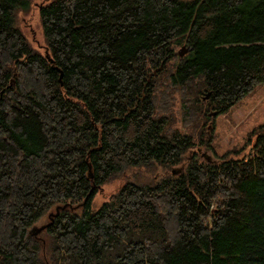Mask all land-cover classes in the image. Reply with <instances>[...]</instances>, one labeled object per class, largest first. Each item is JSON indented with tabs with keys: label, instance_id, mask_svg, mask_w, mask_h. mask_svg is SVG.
I'll return each mask as SVG.
<instances>
[{
	"label": "trees",
	"instance_id": "1",
	"mask_svg": "<svg viewBox=\"0 0 264 264\" xmlns=\"http://www.w3.org/2000/svg\"><path fill=\"white\" fill-rule=\"evenodd\" d=\"M30 2L0 0V264H264V124L249 156L173 172L211 146L210 111L264 82V0H52L46 55ZM127 168L150 182L93 209Z\"/></svg>",
	"mask_w": 264,
	"mask_h": 264
},
{
	"label": "rangeland",
	"instance_id": "2",
	"mask_svg": "<svg viewBox=\"0 0 264 264\" xmlns=\"http://www.w3.org/2000/svg\"><path fill=\"white\" fill-rule=\"evenodd\" d=\"M52 0H31L27 7L20 13L21 28L27 38L28 43L33 50L44 55L47 53V44L45 40L44 29L41 21V7L48 4ZM182 47L178 48V53ZM180 93H176V101L174 103L173 112L177 118L176 124L183 128L181 99ZM206 95L203 96V98ZM206 98L204 100H207ZM215 111L216 113L212 112ZM213 119L208 121L207 125V140L210 137V147L207 150L206 146L197 151L198 148L192 149L187 153V159L180 165L174 167L173 172L184 170L189 161H211L215 160L217 156L229 154L235 158H244L249 156L253 150L254 136L253 132L264 124V82L258 83L255 87L229 109L223 112H218L215 108L210 111ZM191 127V126H190ZM196 139V138H195ZM199 140V138H198ZM197 141V139H196ZM199 147V144H198ZM206 148V149H205ZM170 171L163 168H158L156 178L160 180L163 175ZM142 176L145 182H150V174L141 168L129 169L127 168L122 176L117 177L114 181L105 183L103 187L98 188L94 195L93 209L99 208L102 203L108 198L109 194L120 188L126 181L134 180ZM77 205V204H76ZM74 205V206H76ZM83 206V204H82ZM80 206V208H82ZM55 209V208H54ZM50 210L46 217H43L36 226H42L51 222L49 214L55 212ZM82 210V209H81ZM80 210V212H81ZM47 229V228H46ZM45 230V229H44ZM43 230V231H44ZM38 236L39 233L35 234Z\"/></svg>",
	"mask_w": 264,
	"mask_h": 264
},
{
	"label": "water",
	"instance_id": "3",
	"mask_svg": "<svg viewBox=\"0 0 264 264\" xmlns=\"http://www.w3.org/2000/svg\"><path fill=\"white\" fill-rule=\"evenodd\" d=\"M189 50H190L189 47L182 46L181 50L179 51V55H180V56H184ZM161 68H162V66H160L158 69H155V70H154V73H157L158 70H160ZM210 95H211V92L206 93V96L204 97V99L209 98ZM86 200H87V197L85 198L84 201H86ZM66 207H67V204H65V205L62 206V208H66ZM56 209H57V211H56V213L54 214V216H52V215L50 216V217H51V222L46 223V224H44V225H42V226H36V227H34V229H33V233H35V234L40 233V232H42L44 229L48 228V227L53 223L54 218H55L56 216H58L59 213H60V206H57ZM52 214H53V213H52Z\"/></svg>",
	"mask_w": 264,
	"mask_h": 264
},
{
	"label": "flooded vegetation",
	"instance_id": "4",
	"mask_svg": "<svg viewBox=\"0 0 264 264\" xmlns=\"http://www.w3.org/2000/svg\"><path fill=\"white\" fill-rule=\"evenodd\" d=\"M213 113H216V112H215V111H213V112H212V114H213ZM201 149H202V148H201V147H199V148L197 149V151H199V150H201ZM205 149H206V148H205ZM207 150H209V148H207Z\"/></svg>",
	"mask_w": 264,
	"mask_h": 264
}]
</instances>
